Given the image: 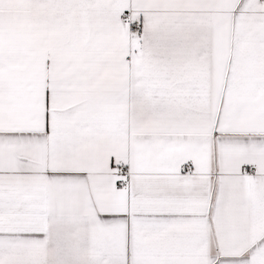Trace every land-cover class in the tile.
I'll return each mask as SVG.
<instances>
[{
  "label": "snow or ice",
  "instance_id": "obj_1",
  "mask_svg": "<svg viewBox=\"0 0 264 264\" xmlns=\"http://www.w3.org/2000/svg\"><path fill=\"white\" fill-rule=\"evenodd\" d=\"M0 264H264V0H0Z\"/></svg>",
  "mask_w": 264,
  "mask_h": 264
}]
</instances>
